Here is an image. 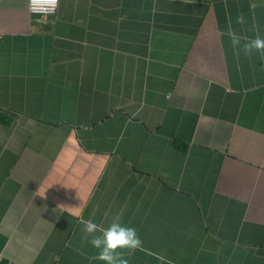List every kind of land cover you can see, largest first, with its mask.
<instances>
[{"label":"crops","instance_id":"0c3cea01","mask_svg":"<svg viewBox=\"0 0 264 264\" xmlns=\"http://www.w3.org/2000/svg\"><path fill=\"white\" fill-rule=\"evenodd\" d=\"M242 13L246 23H236ZM264 0H0V264H264Z\"/></svg>","mask_w":264,"mask_h":264},{"label":"clouds","instance_id":"9594fccd","mask_svg":"<svg viewBox=\"0 0 264 264\" xmlns=\"http://www.w3.org/2000/svg\"><path fill=\"white\" fill-rule=\"evenodd\" d=\"M237 24H245L246 20L242 13L236 17ZM230 46L242 51L247 57L254 53L264 54V38L255 36L242 42L241 37L233 30L227 32ZM84 233L90 237L89 243L97 249V259L104 264H128L118 250H135L142 247V241L134 227L126 226L121 223V214L116 213L111 218V223L107 227L98 225L91 219L81 218Z\"/></svg>","mask_w":264,"mask_h":264},{"label":"built area","instance_id":"2783aa9c","mask_svg":"<svg viewBox=\"0 0 264 264\" xmlns=\"http://www.w3.org/2000/svg\"><path fill=\"white\" fill-rule=\"evenodd\" d=\"M57 0H26L28 12L38 15L43 20L48 14L55 12Z\"/></svg>","mask_w":264,"mask_h":264}]
</instances>
